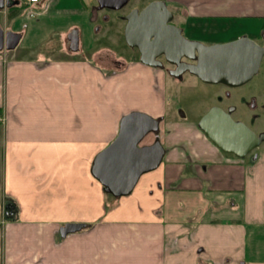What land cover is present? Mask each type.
Wrapping results in <instances>:
<instances>
[{"label": "crops", "instance_id": "1", "mask_svg": "<svg viewBox=\"0 0 264 264\" xmlns=\"http://www.w3.org/2000/svg\"><path fill=\"white\" fill-rule=\"evenodd\" d=\"M179 2L194 23L217 25L209 44L253 38L264 24V0ZM91 3L19 1L0 11L3 30L19 34L15 46L0 50L1 176L3 196L12 198L2 206V245L13 244L19 223L37 238L28 257L16 253L6 263L264 264V148L246 162L196 126L171 127L160 134L170 148L165 159L106 205L90 171L94 156L116 136L123 114L161 116L164 107L161 97L134 86L159 78L146 64L123 60L114 69L95 59L104 49H91L98 23ZM71 28L79 29L76 50L68 45ZM129 65L138 71L125 80ZM101 70L112 73L103 83ZM68 222L87 225L61 236Z\"/></svg>", "mask_w": 264, "mask_h": 264}, {"label": "water", "instance_id": "2", "mask_svg": "<svg viewBox=\"0 0 264 264\" xmlns=\"http://www.w3.org/2000/svg\"><path fill=\"white\" fill-rule=\"evenodd\" d=\"M98 8L118 9L125 0L111 2L96 0ZM18 0H0V11L18 3ZM164 17H157L159 15ZM171 13L161 2H151L139 12L132 10L126 16L124 26L125 42L139 50V61L154 66L151 58L145 57V47L173 49L175 60L190 57L195 60L191 65L181 68L194 74L203 82L224 83L231 87L249 81L259 71L264 55V44L242 34L232 40L204 44L198 40H186L180 28L167 24ZM264 27L260 35L264 38ZM18 33L4 31L0 26V50L16 45ZM70 48H78V37H68ZM152 38V40H151ZM145 40V41H142ZM172 42L165 48L166 42ZM164 47V48H163ZM218 106L210 107L197 121V127L220 150L243 158L250 150L264 141V132L256 133L242 120L231 117L230 111ZM181 115L183 113L181 112ZM162 116L154 117L146 112L132 110L119 119L116 136L93 158L91 174L100 182L102 190L114 198L126 196L135 187L143 173L151 171L162 161L165 148L159 139V122ZM152 133L151 143L141 144L147 134ZM82 222H68L60 227L61 236L85 227ZM239 264H245L241 261Z\"/></svg>", "mask_w": 264, "mask_h": 264}, {"label": "rangeland", "instance_id": "3", "mask_svg": "<svg viewBox=\"0 0 264 264\" xmlns=\"http://www.w3.org/2000/svg\"><path fill=\"white\" fill-rule=\"evenodd\" d=\"M18 1L23 2L22 0H18ZM84 1L86 2L87 0ZM129 7L130 6L128 5L127 8ZM90 13L92 14V11ZM105 14L107 16L105 19H101V18L97 19L96 15H92V17L95 18V20H98V23L102 24V28H103L102 30L96 31L95 27L94 28L91 27L89 32L90 34H93L92 36H94V32L96 31L95 34L96 39H94L95 42L94 41L92 42L93 44L91 46V49H95V48L104 49L100 54H98L99 56L96 55L97 58L95 59L99 60L102 65H105L109 68L110 67L114 68L116 66L114 62L111 61V58L113 59V56H117L118 58L121 59L123 58L126 64L131 65L133 60L129 58V55L132 54L131 53L132 50L131 47H129L124 40L123 23L116 22L114 20L115 16L113 11H107L105 12ZM194 24L199 25L200 28L197 27L192 28L193 34L196 37H198L203 43L208 44V32L209 33L215 32V30H217L216 27L217 25L215 23L208 22V20H203V22L197 21V23ZM223 28L226 29V26H224ZM223 28L221 31H224ZM130 65L128 72L126 73L125 80L131 77L133 74H135L136 71H138V69L137 68L135 69V67L134 69H132V66ZM101 72H102L101 81L103 83L104 81H107L108 78H105V76H107V74L110 73V70H101ZM154 73L157 74L155 70ZM104 74L106 75L104 76ZM109 75H112V73H110ZM122 76L123 74L118 72L115 80L119 82ZM135 80L136 78L134 79V81L131 82H135ZM134 86L140 88L143 95L155 94L162 98L164 114L162 115V119L159 122V132H158L159 134L166 133L171 129V127L173 129L184 130L185 128L189 127V125L196 126L195 124L197 123L199 116H201L208 110V104L210 101V100L208 101V91H211V89L209 88L207 82H203L198 78H196L195 76L186 75L182 81H174L172 78L168 76H165L164 79L161 76H159V78L157 77L151 81V77H148L145 78L144 81L142 79L139 80ZM212 89L213 91H220V89L223 88L217 85V86H213ZM232 92L233 93L230 101L237 104V110L233 113L232 117L240 118L242 122L254 132H258V130L263 129L264 128L263 111L254 110L255 112L258 113V117L253 121L254 113L250 109L244 107V105L240 101V96L249 98L252 95L256 98V102L259 106L264 104V61L260 64L259 71L256 75H254L246 83L235 87V89H233ZM132 110H137V109H131L130 111ZM181 112L183 113V115H181ZM153 137L154 136L152 133L147 134L146 137L141 141V144L152 142ZM209 142L211 141L209 140ZM263 148H264V141L260 143L259 147L257 146L253 148L252 152H250L245 156L246 162H250L251 160H254L256 154L260 152V150ZM224 154H228V153L224 152ZM165 157L166 156L164 155V159ZM2 160L3 159L0 156V264H4L6 256L8 257L13 256L16 253L18 254V256H20V258L28 257L29 245L31 246L37 245L36 244L37 238L33 235L32 236L29 235L30 228L24 223H19L14 227V230L12 231V235H11V237H13L14 239L13 244H10L6 247H3L2 245V231L4 225L2 224L1 219L2 218L5 219L2 213V206L7 204V202L6 203L4 202V199L5 200L12 199V198H4L3 196L4 194L3 185L5 182L1 176ZM154 170L155 169L151 171ZM151 171L143 173L142 177H144L145 174ZM142 177H140L141 179L139 178L140 181L138 180L139 184H141L142 182L141 180H143ZM138 182L136 183V185L138 184ZM104 198L106 201V205H108V202L114 200V197L108 194L107 195L105 194ZM38 203L43 204L44 202L41 201V198H39ZM36 227L41 228V225H37ZM141 229H143V227H139L137 231L138 235L140 234ZM143 231L144 230H142V232ZM8 232L9 231L6 232V239ZM14 245L16 247V250H14ZM5 264H7L6 261Z\"/></svg>", "mask_w": 264, "mask_h": 264}, {"label": "flooded vegetation", "instance_id": "4", "mask_svg": "<svg viewBox=\"0 0 264 264\" xmlns=\"http://www.w3.org/2000/svg\"><path fill=\"white\" fill-rule=\"evenodd\" d=\"M81 1H83V0H81ZM103 1L111 2V0H103ZM154 1L161 2V4H164L166 6V8L170 11L171 15L167 21V24H170L172 26H176L177 28H180V33L186 40H189V41L190 40H198V41L202 42L198 37H196L193 34L192 25H193L194 21L191 19V17H188V15H186L183 12L184 9L179 6V4H180L179 0H125V2L118 9H110V8H105V7L98 8L97 1L94 0V2H93V0H92L91 1L92 2L91 3L92 4L91 11H92V15L97 16L96 17L97 19L98 18L105 19L107 17L105 12L113 11L114 16H115L114 20L116 22H122L123 25L125 26L126 21H127L126 16L128 15V13L130 11L135 9L139 12L145 6H147L149 3L154 2ZM116 2H121V0L116 1ZM128 5L130 6L129 8H127ZM183 14L185 15V17L183 18V20H181L180 16H182ZM157 17H164V15L162 14V15H159ZM263 27H264V24H263L261 30L263 29ZM99 28H100V23H97L95 25L96 31H98ZM73 35H76L78 37V42H79V29L78 28H71L67 33V40H68L69 47L71 46V44H70V40L68 37L69 36L72 37ZM253 38L258 43L264 44V38L260 35V32H258V34ZM151 40H152V38H151ZM142 41H145V40L142 39ZM171 44H172L171 40L167 41L165 48L170 47ZM129 47H131V46H129ZM174 48H175V45H173V49L168 48L167 49L168 54H166L165 52H163L164 49H162V48H158V47L150 48V47L146 46L144 49L145 57L151 58L152 62L155 64L154 66H150V65H147V66L151 69V71L154 72V70H155L157 75L161 76L163 79L165 78V76H168V77L172 78L174 81H182L186 75L195 76L194 74L188 72L187 70H185V71L180 70L181 68H184L187 65L193 64L195 62V60L190 58V57H184L183 56L179 60L177 59V61H174L175 60V54L173 53V51L176 49V48L175 49ZM131 50H132L131 51L132 54L129 55V58H131L133 61H139L140 53H139V50L137 49V47H135V46L131 47ZM111 61L114 62V64L116 66H119L123 62V58L121 59V58H118L117 56H113V59L111 58ZM263 61H264V55L261 58L260 64ZM196 78H198V77H196ZM217 85L221 86V88H223V89H220V91H213L212 87L217 86ZM208 86L211 89V91H208V101L210 100L209 104H208V109L212 106H218L225 111H227L228 108H232L230 111V115L232 117L233 113L237 110V104L230 101V99L232 97V93H233L232 91H233V89H235V87L228 86L224 83H210V82H208ZM240 101L244 105L245 108L250 109L254 113L253 114V121L258 117V113L255 112L254 110H261L264 113V104L259 106L257 104L256 98L254 96L251 95L249 98L240 96ZM201 116H199V118ZM234 119L241 120L240 118H234ZM195 125L197 126V124H195ZM259 132H264V128L261 130H258V132H256V133H259ZM159 139L165 148V154L164 155L166 156L169 153L170 148L167 146V144H165L164 141L161 140L160 134H159ZM153 140H154V137H153ZM252 150H250L247 154L252 152ZM163 159H164V157H163Z\"/></svg>", "mask_w": 264, "mask_h": 264}, {"label": "built area", "instance_id": "5", "mask_svg": "<svg viewBox=\"0 0 264 264\" xmlns=\"http://www.w3.org/2000/svg\"><path fill=\"white\" fill-rule=\"evenodd\" d=\"M24 3L31 5V6H35L36 4L40 3L41 0H22ZM33 12L30 11V14H32ZM4 121V114L3 112L0 110V123H2Z\"/></svg>", "mask_w": 264, "mask_h": 264}, {"label": "trees", "instance_id": "6", "mask_svg": "<svg viewBox=\"0 0 264 264\" xmlns=\"http://www.w3.org/2000/svg\"><path fill=\"white\" fill-rule=\"evenodd\" d=\"M106 195L108 194V193H105ZM108 195H111V194H108Z\"/></svg>", "mask_w": 264, "mask_h": 264}]
</instances>
